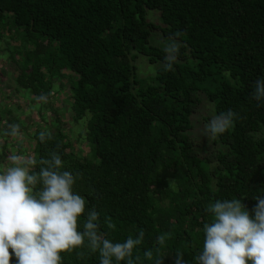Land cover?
<instances>
[{
    "label": "trees",
    "instance_id": "1",
    "mask_svg": "<svg viewBox=\"0 0 264 264\" xmlns=\"http://www.w3.org/2000/svg\"><path fill=\"white\" fill-rule=\"evenodd\" d=\"M147 10L157 12L159 23L145 20ZM8 16L31 44L28 50L16 47L14 90L29 94L53 124L49 128L36 109L44 124L29 134L33 171L41 158L60 156L61 171L76 178L73 192L86 201L78 230L94 208L98 231L113 243L144 232L133 264H154L159 256H165L163 264H175L176 252L196 264L203 226L212 220L210 204L237 198L252 214L253 197L264 195V100L251 96L254 82L264 78V0H0V22ZM153 31L165 38L181 33L182 46L171 70L161 66L154 84L136 87L129 52L164 62L163 50L149 44ZM199 90L215 115L232 109L240 117L213 140L226 149L209 171L186 135ZM56 91L68 93L69 122L83 120L87 157L75 152L50 104ZM5 113L4 140L10 125L21 126ZM7 155L3 141L0 171ZM109 220L114 228L107 227ZM61 257V264H100L87 241ZM112 264H127V258Z\"/></svg>",
    "mask_w": 264,
    "mask_h": 264
},
{
    "label": "clouds",
    "instance_id": "2",
    "mask_svg": "<svg viewBox=\"0 0 264 264\" xmlns=\"http://www.w3.org/2000/svg\"><path fill=\"white\" fill-rule=\"evenodd\" d=\"M177 32L158 41L165 53L162 67L171 70L178 59L181 42ZM251 96L264 100V78H257ZM239 113L232 109L213 115L204 125L203 135L215 140L226 133ZM10 134L19 133L18 125H10ZM45 134H40L43 142ZM8 164L0 171V264H61V253L71 252L85 245L91 252H99L100 264L125 261L133 264V249L144 238L141 230L136 238L129 236L122 243H113L98 231L99 213L90 209L78 230V220L85 215V199L73 192L74 175L61 171L62 160L56 152L50 158L37 161L22 155L11 154ZM256 206L250 215L240 199L217 200L207 211L212 220L203 226L202 251L194 257L196 264H264V195L253 197ZM108 228H114L107 221ZM166 235L157 238L163 245ZM153 258L152 251L144 253ZM175 264H187L183 252L175 253ZM159 256L154 264H163Z\"/></svg>",
    "mask_w": 264,
    "mask_h": 264
},
{
    "label": "rangeland",
    "instance_id": "3",
    "mask_svg": "<svg viewBox=\"0 0 264 264\" xmlns=\"http://www.w3.org/2000/svg\"><path fill=\"white\" fill-rule=\"evenodd\" d=\"M144 18L148 22L159 23L156 11L147 10ZM24 36L22 29L14 26L11 16L4 18L0 22V117H2L0 120V146L3 145L4 141L5 149L8 151L4 166L9 163L7 157L11 154L31 158L32 142L29 139V134L34 128L42 127L44 124L41 120H38L36 110L41 107V105H39L37 101H32L29 94L22 92L16 93L14 90V77L16 75L14 64L18 57L16 52H18V49L22 51L24 46L26 47L25 49L28 50L29 45H31L30 42L25 41ZM161 37L159 32H151L148 40L149 44L162 50L158 43ZM30 40L32 43L34 42L32 39ZM22 42H25V44H21ZM5 44H7V47ZM16 47H18V49H16ZM48 50V47H46L45 51L47 52ZM128 59L130 65L133 67L132 78L136 81V87H144L155 83V70L161 67L162 63H149L146 57L134 52L128 53ZM184 64L192 67L194 61L187 59ZM221 77L224 80L230 81L225 74ZM56 89L57 88L53 85L52 91ZM192 97L197 99L198 104L190 115L191 128L186 132V135L192 143L194 154L199 158L201 168L209 171L215 167V157L224 152L226 146L220 144L218 141L217 144H215L213 140L203 135L204 125L207 124L215 114L212 105L205 99L201 90L195 92ZM67 98L68 93L66 91H56L50 100V104L58 110L59 118L65 123L67 129L66 134L73 139V149L75 152L83 157H87L88 148L82 138L84 129L83 120L76 125L69 122L70 120L68 119L67 105L65 102ZM4 109L9 111V114L21 125L19 133L16 136L10 135L8 138L5 137V140L4 137H2V132L6 124V118L9 115L5 113L6 110L4 111ZM38 113L43 115L47 122V126L53 128V124L50 119H48L46 110L39 108Z\"/></svg>",
    "mask_w": 264,
    "mask_h": 264
}]
</instances>
